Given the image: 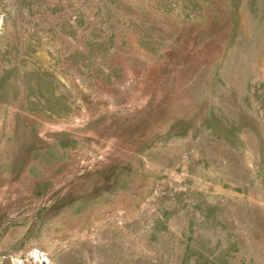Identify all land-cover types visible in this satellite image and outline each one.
<instances>
[{"label": "rangeland", "instance_id": "374dc122", "mask_svg": "<svg viewBox=\"0 0 264 264\" xmlns=\"http://www.w3.org/2000/svg\"><path fill=\"white\" fill-rule=\"evenodd\" d=\"M0 264H264V0H0Z\"/></svg>", "mask_w": 264, "mask_h": 264}]
</instances>
